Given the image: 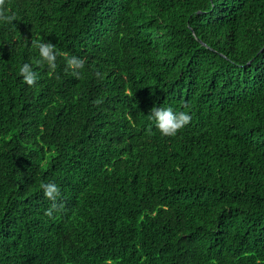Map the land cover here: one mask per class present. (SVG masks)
Masks as SVG:
<instances>
[{
	"label": "trees",
	"instance_id": "16d2710c",
	"mask_svg": "<svg viewBox=\"0 0 264 264\" xmlns=\"http://www.w3.org/2000/svg\"><path fill=\"white\" fill-rule=\"evenodd\" d=\"M6 5L0 264H264V0ZM169 106L191 120L163 136Z\"/></svg>",
	"mask_w": 264,
	"mask_h": 264
},
{
	"label": "clouds",
	"instance_id": "9594fccd",
	"mask_svg": "<svg viewBox=\"0 0 264 264\" xmlns=\"http://www.w3.org/2000/svg\"><path fill=\"white\" fill-rule=\"evenodd\" d=\"M14 19V14L9 15L7 12L6 0H0V22L11 23ZM35 46L38 48V55L40 59L36 61L37 64L47 63L50 69L56 68V61L58 55L65 57L67 69H71L75 75H79V70L83 69L84 61L75 55L69 53H60L51 42L37 41ZM66 69V70H67ZM19 73L23 80L28 85H33L38 76L29 63H23L19 67ZM149 119L155 121L156 128L159 129L163 136H174L176 133L189 124L191 116L185 111H175L171 106L169 107H156L151 111ZM43 194L49 200L53 201V207L46 209L45 214L48 216L53 215V209L56 207L55 201L60 194L59 186L55 182H48L41 185ZM104 264H115L111 258H107ZM259 264V262H258Z\"/></svg>",
	"mask_w": 264,
	"mask_h": 264
}]
</instances>
